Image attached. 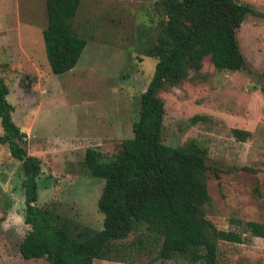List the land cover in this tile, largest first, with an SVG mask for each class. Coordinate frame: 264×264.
Listing matches in <instances>:
<instances>
[{"label": "rangeland", "instance_id": "1", "mask_svg": "<svg viewBox=\"0 0 264 264\" xmlns=\"http://www.w3.org/2000/svg\"><path fill=\"white\" fill-rule=\"evenodd\" d=\"M159 1L80 0L72 27L87 44L74 68L54 74L42 37L45 0H0V76L13 119L25 133L22 144L41 161L35 203L52 210L70 234L103 227L97 201L104 179L86 166L85 151L94 148L109 161L133 135L140 96L157 61L147 51L160 30ZM238 1L257 12L247 14L236 32L246 67L218 70L206 58L200 70L161 91V140L172 147L196 140L207 150L206 217L241 236L218 242L219 260L264 264L263 239L236 222L264 223V0ZM236 128L247 130V138H238ZM24 177L21 161L0 143V264H48L46 257L24 259L19 252L30 230ZM117 246L124 262L92 264H196L160 258L144 225Z\"/></svg>", "mask_w": 264, "mask_h": 264}, {"label": "trees", "instance_id": "2", "mask_svg": "<svg viewBox=\"0 0 264 264\" xmlns=\"http://www.w3.org/2000/svg\"><path fill=\"white\" fill-rule=\"evenodd\" d=\"M47 23L42 30L51 72L61 74L75 67L86 38L73 31L72 20L80 0H45ZM163 17L156 42L147 55L157 59L154 74L140 96L133 135L122 140L113 159L102 161L94 148L85 151L91 173L104 179L97 206L103 213L100 230L70 234L56 222L50 209H42L37 178L40 159L28 153L25 133L13 119L9 88L0 76V143L22 163L25 177L24 221L30 230L19 244L24 259L46 257L48 264H92L94 259L124 262L117 241L126 239L140 225L158 243V256L180 258L196 264H226L219 260L220 240L241 241L240 233L218 229L207 217V150L196 140L168 146L161 140L164 103L159 93L185 79L190 70L202 68L206 58L218 70L246 67L236 32L255 9L238 0H160ZM244 140L247 130L234 129ZM264 244V223L236 220Z\"/></svg>", "mask_w": 264, "mask_h": 264}]
</instances>
